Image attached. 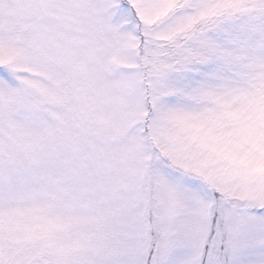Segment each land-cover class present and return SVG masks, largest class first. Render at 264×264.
<instances>
[{
    "label": "snow or ice",
    "instance_id": "1",
    "mask_svg": "<svg viewBox=\"0 0 264 264\" xmlns=\"http://www.w3.org/2000/svg\"><path fill=\"white\" fill-rule=\"evenodd\" d=\"M0 264H264V0H0Z\"/></svg>",
    "mask_w": 264,
    "mask_h": 264
}]
</instances>
